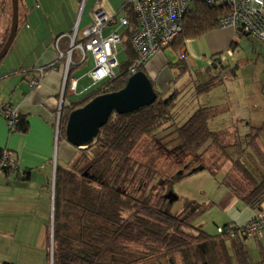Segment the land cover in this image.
Returning a JSON list of instances; mask_svg holds the SVG:
<instances>
[{"label":"trees","instance_id":"16d2710c","mask_svg":"<svg viewBox=\"0 0 264 264\" xmlns=\"http://www.w3.org/2000/svg\"><path fill=\"white\" fill-rule=\"evenodd\" d=\"M227 11L228 8L222 4L209 5L204 0H193L182 18V29L171 46L180 50L186 40L221 27L218 20ZM127 18L128 24L121 32V42L125 44L127 53L125 62H119L114 77L94 83L83 95L69 100L70 109L63 110L60 115L58 139L66 140L65 124L72 109L84 105L98 94L124 86L130 75L128 68L135 60L128 41L131 30L137 25L133 6L129 8ZM234 33L232 47L239 43L242 36L253 37L235 30ZM7 34L8 31L0 48ZM73 60L79 61V57H73ZM177 61L171 66L179 68L176 78H180L190 68L184 56ZM210 65L218 74L212 76L209 71L207 75L210 74V78L200 83L189 79V85L193 82L192 102L195 95L206 93L222 82V70L235 73V66L223 65L219 54L211 56ZM144 68L138 70L145 72ZM150 80L157 93L153 103L130 112L111 114L93 143L84 148L75 147L77 155L72 163L66 167L55 165L52 253L50 245L48 250L52 264H136L154 259L177 264V258L182 264H231L227 240L238 264H252L243 243L246 236L211 235L195 224L194 219L209 208V203L189 202L177 214L170 212L166 206L173 200L167 195H176L169 187L171 180L199 169H207L212 174L221 170L224 163L200 159L215 147L223 156L222 162L230 161L231 171L240 174L237 181L230 177V172L223 175L221 184L249 208L256 212L264 211V175L248 167L242 159L248 146H255L254 154L264 165V147L261 143L254 145V136L258 138L264 127H253L256 130L254 135L249 132L243 139L237 135L236 142L225 144L221 140V132L209 127V120L215 115L212 106L194 103V109L183 122L178 123L176 106L182 94L176 88L166 94ZM182 104L185 105V102ZM27 128V121L19 115L10 129L25 133ZM143 138L149 141L145 142L142 151L139 150L138 156L141 157L138 159L136 146ZM229 148L234 149L235 156L227 151ZM166 156L176 162L177 168L171 173L159 175L154 195H147L149 183L158 174L156 162ZM187 156L190 158L184 162L182 158ZM125 212H128L127 216ZM186 229L195 233H188Z\"/></svg>","mask_w":264,"mask_h":264},{"label":"crops","instance_id":"0c3cea01","mask_svg":"<svg viewBox=\"0 0 264 264\" xmlns=\"http://www.w3.org/2000/svg\"><path fill=\"white\" fill-rule=\"evenodd\" d=\"M133 3L134 0H19L16 35L8 52L0 60V107L8 104L15 108L27 121L28 128L25 133L12 131L0 115V148L12 151L16 158V168L0 170V264H49L48 231L50 234L53 223L54 165L68 166L77 153L67 140L58 139V136L56 138V112L61 100L63 61L58 59L55 39L61 36L59 48L66 50L69 45L67 35L76 29L77 37L80 38L82 30L92 23L94 13L112 19L104 25L103 35L115 28L122 32L125 26L119 27V20L128 16ZM10 17V0H0V43L9 29ZM234 37L231 26L207 31L197 38L186 40L179 50L178 58L180 54L183 55L188 67L193 69L200 60L205 59L209 64L211 56L219 54L223 65L235 66L234 74L228 69L222 70V82L205 94L237 77L242 64L249 65L251 69L242 82V92L247 94L245 98L257 94L261 101L264 99V44L254 37L242 36L239 43L232 47ZM169 46L156 53L146 64L148 70H145L155 84L160 82L163 90L167 78L164 76L162 79L161 74L168 75L169 67L165 64L163 52ZM228 51L231 55H227ZM88 53L91 52L87 51L86 60ZM205 53L210 54L209 59L203 58ZM73 57H79L78 50L74 51ZM90 57L89 64H84L86 60L81 64L73 60L75 62L70 74L77 77L78 82L75 93L65 92L64 103L80 97L93 85L88 75L93 67L92 55ZM233 57L236 60L230 64L229 59ZM33 78H37L38 82L31 87ZM228 89L230 91L225 92L222 98L206 104L224 111H216L209 120V127H237L239 124L264 127V118L246 114L245 111L251 112V109L237 104L236 93L231 92L229 85ZM233 103L234 110L226 116L225 110L230 111ZM260 108L264 112L263 102ZM260 143L264 147V139ZM224 199L227 207L233 205L237 198L227 190ZM255 214L256 211L251 209L242 223L233 220L222 225L243 226ZM249 238H253L257 246L256 256L249 251ZM263 242L264 231L261 237L243 239L252 264H264ZM226 244L230 263L238 264L229 240Z\"/></svg>","mask_w":264,"mask_h":264},{"label":"built area","instance_id":"2783aa9c","mask_svg":"<svg viewBox=\"0 0 264 264\" xmlns=\"http://www.w3.org/2000/svg\"><path fill=\"white\" fill-rule=\"evenodd\" d=\"M193 0H134L133 12L137 25L131 30L128 41L133 50L135 60L129 66L130 75L138 69L145 67L148 61L158 52L169 46L178 36L182 29V18ZM207 4H222L228 11L222 15L218 24L221 27L231 26L236 33L243 32L258 39L264 44V0H204ZM110 17L93 15L92 23L82 30L80 38L77 30L67 35L69 38L68 48L64 51L59 49L58 36L54 45L58 50V59L63 61V84L61 100L58 106L56 119L57 129L60 122L61 108L69 107V101L64 103L66 93H75L78 78L70 74L73 65V52L78 50L79 63L86 60L87 51L91 52L93 67L88 71L93 84L106 78L115 76L119 65L117 58L118 45L121 43V32L115 28L106 35L102 34L105 24L111 22ZM128 18L122 17L118 26H127ZM227 53L231 54L230 51ZM183 55L180 54V57ZM42 73V69H40ZM38 82L37 78L30 81L33 87ZM0 115L5 119L9 128L13 127L18 120L19 113L12 106L5 104L0 107ZM0 170H12L16 168V158L12 151L0 148ZM55 167V165H54ZM264 231V211L256 214L243 226L230 224L226 227L217 226L218 233H225L229 237L244 235L246 237H261Z\"/></svg>","mask_w":264,"mask_h":264},{"label":"rangeland","instance_id":"374dc122","mask_svg":"<svg viewBox=\"0 0 264 264\" xmlns=\"http://www.w3.org/2000/svg\"><path fill=\"white\" fill-rule=\"evenodd\" d=\"M205 57L203 58H210V54L205 53ZM164 59L166 60L165 64L166 66L170 65L168 67V75L166 73L161 74V78L165 76L167 78V85L164 86V90L162 89V86L160 85V82H156L155 86L158 90L168 94L170 93L173 88H176L180 91L182 94L180 100L177 102L176 110H177V117L176 121L178 123H181L185 120V118L189 115V113L194 109L193 104L195 103L196 105H206L208 103H212L214 99L222 98L223 95H226L225 92H229L230 90L228 89L231 87V92H235L238 99L237 104H243L246 105L251 109V112L249 110H246L245 113L250 115V117L253 116H262L264 118V112L260 108V104L262 102L264 103V99L260 101L258 95H252L248 98L247 94L242 92V82L246 79V75L250 71L249 65L242 64L241 69H238L237 77H233L231 79L233 80H228V82H225L221 84V86L215 87L209 94H198L195 95L193 98L194 102H192L191 99V91H192V85L193 82H204L207 81L210 78V74L212 76H215L217 71H215L211 67V61L209 64H207V60L202 59L199 62L198 66H194L193 69H190V73L187 72L186 74L183 75V77L176 78V76L179 74V68L177 66H171L176 61L178 60V55H179V50H175L173 46H169V48H166L163 52ZM227 55H231L227 53ZM91 54L88 53V59L84 64H89L91 61ZM118 61L122 64L125 62L127 58V53H126V46L125 44L121 43V46H119L118 49V54H117ZM190 59V58H189ZM236 60L235 57L229 59V63L232 64ZM64 61V60H63ZM192 61V59H190ZM178 62V61H177ZM203 65V66H202ZM202 66V67H200ZM148 66H145V70L147 69ZM119 68H116V71ZM210 71V74L207 75V72ZM223 74V71H222ZM193 78V82L189 85V79L191 80ZM163 79V78H162ZM247 82V80L245 81ZM244 82V83H245ZM168 86V87H167ZM191 88H190V87ZM241 90H240V89ZM263 97V96H262ZM264 98V97H263ZM213 99V100H212ZM182 102H185V105L182 104ZM182 105V106H180ZM235 103L231 104L230 111L225 110V114L230 115L231 112L234 110ZM246 108V107H244ZM65 109H70V107H65L63 106L61 108V114L63 110ZM222 109V108H221ZM221 109L214 108L215 113L216 111H220ZM222 113L224 112L221 110ZM57 114V112H56ZM211 129L215 131H220L223 142L225 144H232L236 142L237 140V135L239 138L243 139V137L250 132L251 135H254L256 133L255 128H251L249 125L245 126L243 124L237 125V127H210ZM264 139V128H262V131L259 133L258 138L254 136V145L256 143H260L261 140ZM149 141L146 138L141 139L137 146H136V152L135 154L137 155V158L139 159L141 156H138L139 150L144 149V144L145 142ZM245 144V141L243 142ZM246 145V144H245ZM247 146V145H246ZM262 146V145H261ZM263 147V146H262ZM76 149V148H75ZM255 151V146L250 147L248 146L246 150V154L242 158L244 163L250 167L254 168L255 171L259 172L261 175H264V165L259 162L257 156H255L254 151ZM77 151V150H76ZM232 156H235V152L233 148H229L227 150ZM57 154V148L55 149V158ZM77 155V153H76ZM75 155V156H76ZM189 156L182 158L185 161L189 160ZM203 161H208V162H214L217 164H223L222 168L220 171H218L215 174L210 173L207 169H199L196 171H193L191 173H188L184 175L183 177L176 179V180H171L169 187L177 195V198L172 200L167 204V208L170 212L172 213H180L181 209H183L187 203L189 202H195L198 204L202 203H209L210 206L207 210L203 211L200 215H197L196 218L194 219L195 224L199 225L203 228V230L211 235L217 234V225L222 226L223 222H230L233 220H236L239 223H242L243 221L246 220L248 217L249 213H251V209L241 200L236 199V202L227 207L224 205V195L227 192V189L225 188L224 185L221 184V180L223 175L227 173H232L230 177H234L235 180L237 181L240 180V174L237 173L235 170L234 173L231 171V162L230 161H223V156L221 155L220 151L217 150L215 147H212L203 155L202 158ZM241 159V160H242ZM201 160V161H202ZM156 168L158 170V174L154 176V179L149 183L148 190H147V195H154L155 193V185H156V180L159 177V175H164L166 172H172L175 171L177 166L176 162L166 156L165 158H160L158 162H156ZM232 180V179H231ZM239 182V181H238ZM243 183V182H242ZM53 184H54V179H53ZM245 189L247 188L246 182H244ZM53 186V185H52ZM125 216L128 215V212L124 213ZM188 233H195L191 229H186ZM249 251L253 255L256 256L257 254V246L255 244V241L253 238H249ZM264 246V242H263ZM50 253H52V228L50 229ZM177 264H182L179 261V258H177ZM49 264H52V259L50 255V260ZM136 264H168L166 260L163 259H154V260H145V261H140Z\"/></svg>","mask_w":264,"mask_h":264},{"label":"water","instance_id":"95a60500","mask_svg":"<svg viewBox=\"0 0 264 264\" xmlns=\"http://www.w3.org/2000/svg\"><path fill=\"white\" fill-rule=\"evenodd\" d=\"M18 2L10 0L11 17L8 34L0 48V60L12 45L18 26ZM157 98L149 76L138 70L118 90L98 94L84 105L72 109L65 124L66 140L74 147L84 148L94 142L99 129L113 113H126L154 102ZM171 200L176 195H167Z\"/></svg>","mask_w":264,"mask_h":264}]
</instances>
